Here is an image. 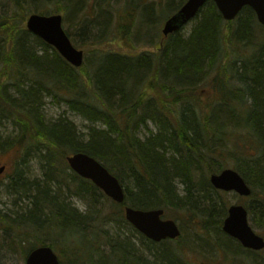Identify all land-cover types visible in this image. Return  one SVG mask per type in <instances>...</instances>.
Wrapping results in <instances>:
<instances>
[{
    "label": "trees",
    "instance_id": "1",
    "mask_svg": "<svg viewBox=\"0 0 264 264\" xmlns=\"http://www.w3.org/2000/svg\"><path fill=\"white\" fill-rule=\"evenodd\" d=\"M61 1L69 10L112 4L56 0ZM185 2L172 7L171 16ZM23 6L18 0L13 13L0 18V123L22 126L13 140L0 143V152L21 148L20 168L8 178V189L29 202L19 218L6 215L1 222L5 233L20 232L17 246L29 243V253L51 246L62 264H189L183 233L176 241L154 243L127 222L124 209L161 208L165 215L178 214L181 223L184 216L191 225L220 230L227 206L215 202L213 195L222 192L210 176L231 161L253 189L250 200L260 199L264 220V27L253 9L246 7L226 22L210 1L188 37L182 30L168 38L160 31L150 35L152 53L137 52L129 41L130 26L118 23L108 36L106 25L95 27L89 19L86 29L96 31L92 43L99 48L92 53L97 62L79 71L26 27L27 13L63 14L65 9L26 12ZM207 83L209 93L201 97L198 92ZM45 97L62 99L89 123L87 132L64 118L46 123ZM244 141L251 145L241 146ZM31 148L43 160L44 175L30 182L21 166ZM75 153L94 157L118 178L126 191L123 204L70 170L66 158ZM63 190L69 198L83 199L88 209L81 212L67 203ZM110 226L116 227L114 233Z\"/></svg>",
    "mask_w": 264,
    "mask_h": 264
},
{
    "label": "rangeland",
    "instance_id": "2",
    "mask_svg": "<svg viewBox=\"0 0 264 264\" xmlns=\"http://www.w3.org/2000/svg\"><path fill=\"white\" fill-rule=\"evenodd\" d=\"M19 1L24 4L23 7L26 6L25 4H30L25 7L26 12L28 11V8L31 7V9L38 10V8H40L44 10L42 12L53 10L52 12L54 13L57 8L63 10L67 5V1H65L63 5V1H61L60 4H57L56 0H45L43 3H38L32 0ZM101 1L102 0H100V2ZM135 1V4H125L126 0H112V4H102V10L98 8L97 4H89L87 11L84 7L82 8L81 4V6L76 9L69 10L66 8L63 14L61 13L64 17L63 27L66 32L71 34L70 38L72 43L76 48L85 52V65L88 70L93 67L92 64L97 62V59L92 52L98 50L99 47H95V44L92 43L96 31L87 30L86 21L92 19L91 24L95 27L106 25L107 28L105 34H108V36L110 33L116 31L118 23L126 25V29L130 26L131 28L128 32L129 41H131V44L139 53L148 50L144 47L150 44L151 41H148L151 40L149 39L151 38L150 35L155 36L158 31L161 32L166 19L171 16L172 12H170V10L172 7L174 8V6L176 7L177 5H180L182 2V0ZM170 1H172L173 4H169ZM17 2L18 0H0V18L13 13L14 4H17ZM108 10H110V13ZM21 13L24 12L21 11ZM128 13H131L132 15L128 21H126L124 18L128 16ZM27 14L28 18L30 14ZM121 16L122 19L120 20ZM146 16L148 18H146ZM20 20V17H18V21ZM194 24V22H191L182 30L183 36H189ZM120 43L121 44L115 43L116 46L113 47L117 48L120 45L122 46L123 42L121 41ZM50 52L53 53L52 50H50ZM2 69H4V67H1V70ZM209 88L210 85H208V83L207 85L204 84L198 93L201 97L207 96ZM41 111L48 122H53L59 118H65L74 123L78 130L83 134L87 132L89 127V123L78 114L72 112L62 99L55 100L52 97H45ZM233 124L234 122L231 121L229 127L233 126ZM143 134L146 135L145 132H143ZM17 135L18 130L11 121H2L0 123V143L8 138L11 141ZM3 151L0 152V168L4 166L7 169L5 173L3 172L0 175V264H25L24 255L15 243L20 232L17 234H15L14 231L13 233L12 231L5 233L2 231L5 228V225L1 223L2 220L7 219L4 215L8 214L11 216L12 213L17 211L22 214L24 213L23 211L25 208L29 206L27 198L22 195H9L5 188L9 183L8 178L15 173L16 164H18L23 157V153L21 152V148H6V150ZM29 151L31 152V155L25 157L27 162L22 165L21 168H24L26 178L31 182L43 178L44 163L37 150L31 148ZM234 164V161L229 162L228 168L234 169ZM255 191L257 192V189H255ZM213 197L219 206H227V212L228 208L233 204H240L245 207L250 206L253 209V214L249 215V222L257 234L264 238V220H262L260 214V199H256L254 202L252 200H244L235 193H221V195L215 194ZM71 202L75 207L84 210L85 204L82 201L74 198L71 199ZM101 202L104 204V207L110 206V203L106 200H102ZM177 216L179 215L169 213L165 215L164 219L175 220L180 225L188 245L185 248L186 250L184 251V254L188 257L187 261L189 264H264V251L258 253L243 251L239 242L227 236L222 229L216 230L213 228L208 231L202 229L200 226L191 225L189 221H185L184 216L181 217L184 220L183 223H181L176 220ZM109 229H112V227L110 226ZM115 231L116 227L114 226L112 233ZM24 246L28 247L29 243Z\"/></svg>",
    "mask_w": 264,
    "mask_h": 264
},
{
    "label": "water",
    "instance_id": "3",
    "mask_svg": "<svg viewBox=\"0 0 264 264\" xmlns=\"http://www.w3.org/2000/svg\"><path fill=\"white\" fill-rule=\"evenodd\" d=\"M210 0H188L182 8L164 24L162 33L165 37L178 32L184 25L194 19L199 11ZM226 21L235 20L241 11L252 8L258 22L264 27V0H213ZM27 29L58 53L73 67L81 68L84 64V51L77 49L63 27V16L32 14L27 19ZM70 168L80 177L91 180L106 196L114 202L122 204L125 201V190L120 181L113 176L102 163L95 158L77 153L67 158ZM5 170L2 168L0 174ZM212 186L225 192H236L240 196H250L251 188L243 177L233 169H226L210 178ZM164 210H137L131 207L125 209L127 221L137 231L143 233L155 243L166 240H176L181 236L178 224L173 220H164ZM223 231L240 241L246 249L261 251L264 249V238L257 235L248 222V211L241 205H233L228 210ZM26 264H61L59 257L49 246L35 249L26 259Z\"/></svg>",
    "mask_w": 264,
    "mask_h": 264
},
{
    "label": "bare ground",
    "instance_id": "4",
    "mask_svg": "<svg viewBox=\"0 0 264 264\" xmlns=\"http://www.w3.org/2000/svg\"><path fill=\"white\" fill-rule=\"evenodd\" d=\"M161 35H162V33H161ZM147 52H149V53H152V52H154L155 50H154V47H152V45L151 44H148V47H147ZM85 64H83V66H84ZM82 66V67H83ZM46 98H48V97H46ZM44 119H45V116H44ZM60 119V118H59ZM59 119H57V120H59ZM46 120V119H45ZM64 120H65V118H64ZM46 123H48V121L46 120ZM14 126L16 127V129L17 130H19L20 128H22V126L21 125H16V124H14ZM241 144V143H240ZM248 146V145H251V143H248V142H246V141H244L243 142V144H241V146ZM235 150L237 149L236 147L234 148ZM75 154H77V153H75ZM75 154H72V155H75ZM6 168V167H5ZM18 168H20L19 166H18V164H16V171H15V173L18 171ZM7 169V168H6ZM21 169H24V168H21ZM110 172V171H109ZM223 171H221L220 173H222ZM14 173V174H15ZM111 173V172H110ZM219 173V174H220ZM113 175V174H112ZM114 176V175H113ZM244 179V178H243ZM245 180V179H244ZM245 182L246 183H248L246 180H245ZM9 183H10V180H9ZM8 183V184H9ZM8 184L5 186V188H6V191H7V193L9 194V195H14V194H10V192H9V189H8ZM126 192V191H125ZM63 197L66 199V201H67V203H68V199H69V201L71 202V199H74V198H69V196H70V194H68L67 193V190H63ZM18 195H20V194H18ZM77 199L78 200H80V201H82L84 204H85V208H84V210H80L78 207V209L82 212V211H85V210H87L88 209V204L83 200V199H80L79 197H77ZM72 203V202H71ZM73 204V203H72ZM127 207H131V206H127ZM126 207V208H127ZM125 208V209H126ZM131 208H133V207H131ZM134 209H136V208H134ZM137 210H141V209H137ZM150 210H164V209H161V208H157V209H150ZM144 211H149V210H144ZM21 213H19L18 211L17 212H15V214L14 213H12V215L11 216H9L8 214V217H13L12 219H17V218H19V216H21L20 215ZM14 215V216H13ZM4 216H6V215H4ZM126 216V215H125ZM164 217H162V219H163ZM12 231V233H13V231L15 232V234H17L18 233V230H11ZM143 237H145L146 239H148V240H150L149 238H147L143 233H141L140 231H138ZM124 235V234H123ZM125 236H128V235H125ZM151 241V240H150ZM134 243L137 245V246H140L141 244H140V242L137 240V242H135L134 241ZM18 248L20 249V251H22V253H23V255H24V260H26L27 259V257L30 255V253L33 251H31L30 253L29 252H27V248L24 246V245H22V244H19L18 245ZM27 255V256H26Z\"/></svg>",
    "mask_w": 264,
    "mask_h": 264
}]
</instances>
